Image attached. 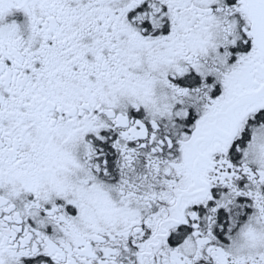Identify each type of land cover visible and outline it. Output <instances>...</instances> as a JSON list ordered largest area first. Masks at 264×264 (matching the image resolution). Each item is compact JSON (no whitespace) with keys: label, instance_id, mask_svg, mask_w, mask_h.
<instances>
[{"label":"snow or ice","instance_id":"1","mask_svg":"<svg viewBox=\"0 0 264 264\" xmlns=\"http://www.w3.org/2000/svg\"><path fill=\"white\" fill-rule=\"evenodd\" d=\"M0 264H264V0H0Z\"/></svg>","mask_w":264,"mask_h":264}]
</instances>
